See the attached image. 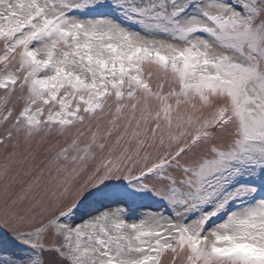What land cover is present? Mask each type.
I'll return each instance as SVG.
<instances>
[{
    "label": "snow or ice",
    "instance_id": "1",
    "mask_svg": "<svg viewBox=\"0 0 264 264\" xmlns=\"http://www.w3.org/2000/svg\"><path fill=\"white\" fill-rule=\"evenodd\" d=\"M0 264H264V0H0Z\"/></svg>",
    "mask_w": 264,
    "mask_h": 264
},
{
    "label": "rangeland",
    "instance_id": "2",
    "mask_svg": "<svg viewBox=\"0 0 264 264\" xmlns=\"http://www.w3.org/2000/svg\"><path fill=\"white\" fill-rule=\"evenodd\" d=\"M89 11H92V10H89ZM111 10H109V12H110ZM99 13V12H98ZM95 16V15H94Z\"/></svg>",
    "mask_w": 264,
    "mask_h": 264
}]
</instances>
